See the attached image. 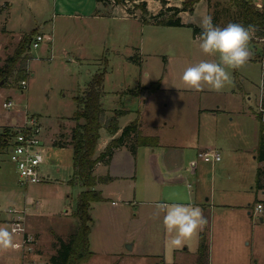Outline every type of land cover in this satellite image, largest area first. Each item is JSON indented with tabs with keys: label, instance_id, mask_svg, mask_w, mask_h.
<instances>
[{
	"label": "rangeland",
	"instance_id": "obj_1",
	"mask_svg": "<svg viewBox=\"0 0 264 264\" xmlns=\"http://www.w3.org/2000/svg\"><path fill=\"white\" fill-rule=\"evenodd\" d=\"M142 1L132 0L118 6L112 0H107L106 4L97 0L17 1L14 40L28 38L33 31L44 32L50 40H44L40 48L30 50L27 88L23 90L20 82L16 84L13 80L10 86L4 85L0 91V122L10 121L13 116L16 119L18 115L19 119L23 118L22 122L32 117L39 119L44 127L45 163L42 169L50 175V179L40 185H22L6 150L0 153V256L5 251H21L13 246L20 238L11 223L17 220H12L13 216H25L16 223H25L29 228L38 230L44 242L51 238L53 232L66 233L71 222L81 223L77 216L71 215L76 210L79 192L83 190H79L82 187L70 186L75 170L73 149L59 148L53 142L59 136L60 127L63 128L61 133L68 134L69 128L75 126V121L71 120L77 109L75 97L89 86L97 74H105L103 104L107 119L100 128L96 155L106 149L114 135L107 128V121L116 110L132 111L119 118L120 127L131 120H139L143 135H160L182 146L189 145L199 135L204 139L211 137L214 132L234 147L253 141L260 124L258 120L263 122L259 106L264 105V40L249 43L252 56L244 67L227 69L231 81L224 89L215 91L205 87L203 91L196 92L182 81L185 68L201 60L218 61V56L202 53L200 41L190 26L156 25L150 16V22L143 21L144 14L137 7ZM168 1L169 6L183 8L185 0ZM232 3L233 0H201L192 10L184 12L183 22H193L201 27L202 18L211 15L215 25L225 27L229 22L235 23L236 9ZM147 5L153 13L161 8L155 0H148ZM172 13L164 11L163 15H159L167 17ZM8 100L14 103V107H3ZM216 109L220 111L217 119L210 115ZM127 150L130 148L127 147ZM228 158L227 169L234 171L236 178L216 180L213 212L206 213L208 227L212 222L216 225L220 221L223 212L219 206L221 203H244V198L250 194L236 189L239 182H243V170L247 167L243 162L235 161V156ZM144 169L139 162L137 180H142ZM102 172L100 168L97 174ZM134 178L125 185L134 184ZM74 182L80 181L75 179ZM219 182L233 191L225 193L227 188L219 187ZM96 208L99 212L96 209L91 211L93 224L90 225L94 227L93 242L101 249L97 262L155 263L154 259H133L125 243L123 228L117 229L115 219L110 220L111 225L104 221L102 227L98 226V219L103 217L107 220V214ZM263 211L257 212L254 217L260 228H264L260 220L264 217ZM233 227V233L226 238L235 249V224ZM38 237L33 236L36 240ZM262 245L259 257L264 263V229ZM116 250L121 251L117 256L112 252ZM29 255L23 258L26 263L42 264L44 261Z\"/></svg>",
	"mask_w": 264,
	"mask_h": 264
},
{
	"label": "crops",
	"instance_id": "obj_2",
	"mask_svg": "<svg viewBox=\"0 0 264 264\" xmlns=\"http://www.w3.org/2000/svg\"><path fill=\"white\" fill-rule=\"evenodd\" d=\"M17 1L0 0V71L6 65L8 58L14 55L17 47L23 40L20 38L17 41L14 40L16 33L15 26H17L14 12L16 10L15 6H18L16 4L18 3ZM146 1L148 2V0ZM147 8L150 15H157L161 11L162 6L157 13L151 12L149 6ZM184 12H181L179 15L181 16L182 22L185 15ZM70 16L74 15H67V17ZM189 23L198 26L193 22ZM35 32L43 35L45 40L49 42L50 39L44 32ZM26 34L29 33L26 32ZM34 34L32 38L37 35ZM3 87L1 84L0 91ZM129 112L132 111H115V115L119 113L117 115L118 126L119 118ZM219 112L216 109L210 115L217 119L220 115ZM17 113L16 115H18ZM18 116L16 119H13L14 116L11 119L9 118L10 121L6 119L8 124L6 122L3 123L1 120L0 132L5 127L22 125L23 118L19 119ZM258 121L260 124L258 131L254 134L253 141H245L237 147L227 144L221 139V136L218 137L219 134L214 132L215 134H212L213 136L207 137L206 139L199 135V137H196L197 139L191 140L189 145L186 146L173 143L167 138L163 139L160 135L147 134L144 136L158 137L159 142L157 146L139 147L134 154L130 150L129 152L126 146L116 149L109 164L99 163L95 167L94 173L98 178L108 175L112 180L107 183L100 181L96 185L95 189L102 194V201L92 203L90 213L93 209L97 210L98 208L96 207H99L104 214H107V220L103 217L98 219V226L101 225V227L104 225V221H108L107 224L111 225L112 219L116 220L117 229L123 228L125 243H127V249L132 253L133 259H154V264H158V262H160L159 264H197L200 234L206 226L203 230H198L190 238L186 239L182 246L174 247L169 243L172 234L166 230L164 225L165 212L159 209L157 205H162L164 209L173 204L193 205L201 208L206 217L207 212H213V199L215 200V191L213 189L216 185V180H231L236 178V173L234 171L230 172L231 170L227 169L229 163L226 162L227 157H229L228 159H233L235 156V161L243 162L247 167L243 170L245 175L243 182H239L236 189H242L244 192H250V194L244 198V203H221L219 206L221 207L220 209H223V212L221 213L222 217L220 221L216 225L212 222L211 227H206L210 251L209 264H264L259 257L263 246L262 232L264 228H260L254 218L255 214L260 212L257 210L258 204H262L264 210V178L261 181L262 188L258 189L256 183L258 169L264 166V162L260 163L257 158L259 136L262 126L261 121ZM131 122L133 120L128 122V124ZM139 124L141 131L142 124L140 122ZM126 126H119L118 132L113 133L114 135H112L110 140L118 136L120 137ZM42 128L44 129L43 125ZM73 128H69V133L65 134V132L61 133L63 128L60 127L59 136L54 140L53 144L63 149L72 148L69 142L71 141V131ZM55 142L61 143L62 145L55 144ZM208 151L219 152L221 160L209 164L198 156L200 153ZM139 162H141V166L145 167L142 180H137L139 178L136 179ZM100 168L103 169V172L97 174ZM232 168L235 169L234 166ZM227 170L228 172L224 174ZM132 172H135V175H132ZM133 178L134 184L126 186L125 183ZM76 183V185L70 184V186L82 187L79 190H85L86 187L82 182ZM221 186L222 188L226 187L225 184L219 182V187ZM224 191L225 193H231L233 190L227 188ZM109 203L111 207L107 206ZM95 204L96 207L94 206ZM76 210L71 214L73 217L76 216L74 215ZM97 211L99 212V210ZM11 219L15 220L16 216H13ZM260 220L264 225V217H260ZM121 221H124L123 224L119 223ZM11 223L15 227L14 232H17L20 237L14 242L13 246L21 251H5L0 256V264H33L31 261H28V263L23 261V258L30 256L29 254L35 255L33 256L35 258L44 260L42 264H49L51 257L56 254L57 247L55 244L58 242V238L64 241L69 240L68 238L79 226L75 221L71 222L66 233L58 234L57 232H53L51 238L44 242L41 234L35 228H29L27 224L21 222L16 223L15 221L13 223L11 221ZM90 224H93L92 216ZM234 224L235 244L237 245L235 249L229 245L226 238L233 233ZM95 227H97V221H95ZM255 229L257 230L255 231ZM93 233L94 227L91 226L89 239L90 249L93 255L85 264L101 263V260L97 262L101 249L97 244H94ZM35 235H39L37 240L33 238ZM216 235L218 236L217 238ZM29 237H32V242L26 241ZM136 248L137 251L134 253ZM112 252L116 256L121 253L120 250ZM121 262L122 260L118 261L119 264Z\"/></svg>",
	"mask_w": 264,
	"mask_h": 264
},
{
	"label": "trees",
	"instance_id": "obj_3",
	"mask_svg": "<svg viewBox=\"0 0 264 264\" xmlns=\"http://www.w3.org/2000/svg\"><path fill=\"white\" fill-rule=\"evenodd\" d=\"M104 4L108 3L107 0H97ZM114 5H125L132 0H112ZM135 1V0H133ZM158 1L162 9L157 15H150L146 0L138 4V9L144 14L142 19L145 22H150V17L155 20L154 24L162 26H190L193 29V34L198 37L202 28L193 24H185L181 20L180 13L190 11L194 5L201 0H185L183 8L176 6H169L168 0H155ZM252 0H233L232 5L236 9L235 23L247 26L254 24L257 26L258 31L250 43L264 40V7L258 8ZM130 11V10H129ZM164 11H172L173 13L167 17H161ZM131 12V11H130ZM132 13V12H131ZM149 14V15H147ZM163 15V14H162ZM150 16V17H149ZM33 32L28 38L17 47L14 55L8 58L6 65L0 71V86L12 84L15 80L19 84L21 80H26L29 71L27 64L30 60V42ZM26 68V70H25ZM105 74H97L90 82L89 86L80 94L75 97L77 109L72 118L75 121V126L71 131V141L69 142L73 149V168L74 178L70 183H75L78 179L86 187L85 190L79 193L78 204L75 215L79 218L80 222L75 232L64 241L58 238L55 244L57 251L55 256L51 257L49 264H85L87 263L93 252L90 249V233H91V216L90 207L92 203L102 201V194L96 190V185L101 182H109L112 180L110 176L98 178L95 173V167L99 163L109 164L116 149L126 146L130 148L132 153H135L137 148L144 146H157L158 137L144 136L140 131V124L138 120H134L128 124L122 131L120 137L114 138L110 141L106 149L96 156V148L100 138V128L106 122V110L103 104ZM153 85L159 86L158 83ZM119 114V113H118ZM117 114V115H118ZM117 115L108 119L107 128L111 133H117L119 130ZM260 119V118H259ZM261 131L259 136V146L257 158L260 163L264 162V123L261 122ZM10 127H5L0 132V153H3L11 138ZM55 144L62 145L55 142ZM65 145V144H64ZM264 178V166L260 167L257 172V188H262L261 181ZM207 227V226H206ZM200 234V244L197 264H209V244L207 239V228Z\"/></svg>",
	"mask_w": 264,
	"mask_h": 264
},
{
	"label": "clouds",
	"instance_id": "obj_4",
	"mask_svg": "<svg viewBox=\"0 0 264 264\" xmlns=\"http://www.w3.org/2000/svg\"><path fill=\"white\" fill-rule=\"evenodd\" d=\"M202 31L197 37L199 48L206 56H218V61L201 60L189 65L182 74L183 83L191 90L201 92L205 87L221 91L231 77L227 69L238 70L250 60L252 52L250 41L255 38L258 28L254 24L244 26L240 23L229 22L225 27L213 23V17L206 15L201 21ZM157 207L165 212L164 225L172 234L169 243L180 247L198 230H203L207 219L201 208L193 205L173 204L166 209ZM7 236V233L3 234Z\"/></svg>",
	"mask_w": 264,
	"mask_h": 264
},
{
	"label": "built area",
	"instance_id": "obj_5",
	"mask_svg": "<svg viewBox=\"0 0 264 264\" xmlns=\"http://www.w3.org/2000/svg\"><path fill=\"white\" fill-rule=\"evenodd\" d=\"M258 8L264 7V0H252ZM45 38L41 34H37L30 42V48H38ZM22 89L28 86L27 79L20 81ZM22 90V91H23ZM4 108L10 109L14 107L12 101L3 104ZM259 113L264 123V105L260 104ZM12 136L9 139L6 152L10 162L14 165L18 175L19 182L24 185L42 184L48 182L50 175L43 171L42 166L45 163V149L42 140V125L39 119L34 117L28 118L22 125L10 127ZM207 163H214L221 160V155L216 151L202 152L198 155ZM263 205L258 204L257 210L263 211ZM14 213H16L14 211ZM24 216L17 215L16 221H21ZM32 238V237H31ZM30 237L26 240L32 242ZM31 264V263H30Z\"/></svg>",
	"mask_w": 264,
	"mask_h": 264
},
{
	"label": "water",
	"instance_id": "obj_6",
	"mask_svg": "<svg viewBox=\"0 0 264 264\" xmlns=\"http://www.w3.org/2000/svg\"><path fill=\"white\" fill-rule=\"evenodd\" d=\"M1 84H3V81L1 82Z\"/></svg>",
	"mask_w": 264,
	"mask_h": 264
}]
</instances>
